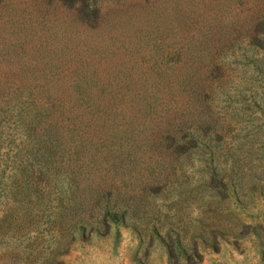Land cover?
Returning <instances> with one entry per match:
<instances>
[{"label": "rangeland", "instance_id": "374dc122", "mask_svg": "<svg viewBox=\"0 0 264 264\" xmlns=\"http://www.w3.org/2000/svg\"><path fill=\"white\" fill-rule=\"evenodd\" d=\"M89 1L0 0V264H264V0Z\"/></svg>", "mask_w": 264, "mask_h": 264}, {"label": "trees", "instance_id": "16d2710c", "mask_svg": "<svg viewBox=\"0 0 264 264\" xmlns=\"http://www.w3.org/2000/svg\"><path fill=\"white\" fill-rule=\"evenodd\" d=\"M60 2L68 9H73L76 19L81 24L90 26L97 17V8L89 0H54ZM44 73V72H43ZM79 88V87H78ZM77 87L75 89H78ZM63 89L58 87L56 90ZM35 91L26 101L24 117L27 119L26 127L29 131L39 128L42 134H47L51 130L57 131L61 126L62 117L68 116L72 111L82 106L87 107L88 101L82 98H67L53 96L43 92L50 91L48 83H39L33 86ZM62 127V126H61ZM95 192H99L96 190Z\"/></svg>", "mask_w": 264, "mask_h": 264}]
</instances>
